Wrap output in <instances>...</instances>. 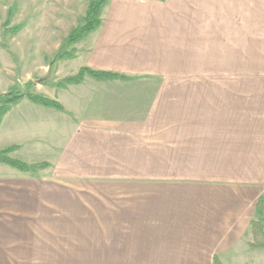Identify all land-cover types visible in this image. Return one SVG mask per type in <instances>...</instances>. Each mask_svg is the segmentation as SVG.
I'll return each mask as SVG.
<instances>
[{"label": "crops", "instance_id": "1", "mask_svg": "<svg viewBox=\"0 0 264 264\" xmlns=\"http://www.w3.org/2000/svg\"><path fill=\"white\" fill-rule=\"evenodd\" d=\"M77 1V20L44 42L29 81L64 110L25 99L35 111L8 134L12 110L0 127V151L18 147L12 157L46 167H0L114 198L126 264H264V248L251 247L264 200V81H251L264 80V0H110L99 29L46 78L93 0ZM65 66L76 69L64 79L83 68L121 78L60 88Z\"/></svg>", "mask_w": 264, "mask_h": 264}, {"label": "rangeland", "instance_id": "2", "mask_svg": "<svg viewBox=\"0 0 264 264\" xmlns=\"http://www.w3.org/2000/svg\"><path fill=\"white\" fill-rule=\"evenodd\" d=\"M78 7L77 0H0V95L26 89L36 76L34 61L46 55L44 42L66 32L65 24L74 22ZM62 26L64 29H60ZM39 38L42 47L33 42ZM53 60L47 61L49 70ZM54 66L53 63V70ZM75 69L61 68L56 76L59 82L55 84ZM40 72L39 69L37 73ZM52 72L46 78L50 79ZM251 81L258 85L264 80ZM39 86L32 89L37 96H41L35 93ZM12 110L8 134L20 114L35 111L24 105H16ZM4 133L0 129V149ZM40 182L30 174L0 167V264L130 262V239L116 238L125 232L115 229L114 198L103 197L102 191L93 186L83 187L80 182L67 183L74 190L69 196L61 187Z\"/></svg>", "mask_w": 264, "mask_h": 264}, {"label": "trees", "instance_id": "3", "mask_svg": "<svg viewBox=\"0 0 264 264\" xmlns=\"http://www.w3.org/2000/svg\"><path fill=\"white\" fill-rule=\"evenodd\" d=\"M165 2L166 0H160ZM110 0H93L87 11L86 19L82 27L76 29L66 40L58 55L54 58L50 71H53V63L56 64L62 60L74 59L76 57L75 50L72 48L86 39L90 34L95 32L101 26V16L104 9L108 6ZM86 76H90L97 80H110L121 78L118 75L108 72L94 71L89 68H83L80 72L72 77L62 80L58 87L64 88L67 85L81 84ZM126 79V78H122ZM36 84L29 82L24 91L9 92L0 95V127L4 119L11 112L14 106L19 105L22 101L27 99L35 105L46 108H53L56 110H64L63 106L51 99L37 96L32 93V89ZM18 150V147H10L0 151V165H5L14 170L28 173L35 171L38 168H45L46 165L29 166L21 160L11 156L12 153ZM251 229L253 234V242L251 247L255 249L264 248V200L260 199L257 204V217L251 222ZM214 264H222L218 258L215 259Z\"/></svg>", "mask_w": 264, "mask_h": 264}]
</instances>
